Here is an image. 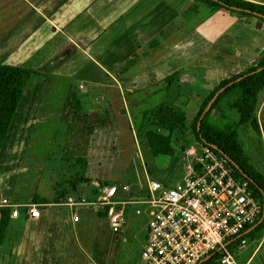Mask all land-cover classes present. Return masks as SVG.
<instances>
[{"label":"crops","instance_id":"0c3cea01","mask_svg":"<svg viewBox=\"0 0 264 264\" xmlns=\"http://www.w3.org/2000/svg\"><path fill=\"white\" fill-rule=\"evenodd\" d=\"M259 23L196 0H0V65L46 75L29 83L0 152V204H51L40 220L28 219L26 209L15 218L0 207V222L2 211L10 212L0 264H137L140 257L130 261L122 250L127 228L134 230L130 206L115 233L97 209L56 204L83 186L123 185L136 193L154 180H183L172 178L175 157L164 165L155 158L146 138L158 130L152 122L139 137L145 115L164 105L185 113V133L174 139L177 156L176 143L192 141L210 94L262 58ZM61 123L69 128L62 154L79 171L70 179L56 173L60 181L41 191ZM246 252V264H264V236Z\"/></svg>","mask_w":264,"mask_h":264},{"label":"built area","instance_id":"2783aa9c","mask_svg":"<svg viewBox=\"0 0 264 264\" xmlns=\"http://www.w3.org/2000/svg\"><path fill=\"white\" fill-rule=\"evenodd\" d=\"M199 146L200 153L195 147L186 152L193 158L190 173L176 184L154 180L136 193L123 185L83 186L56 206L97 209L115 233L123 231L124 210L130 206L136 217L146 219L137 264H240L237 253L255 242L249 235L263 221L264 203L227 156ZM50 206L0 204L15 218L26 209L30 220H40ZM79 219L74 217L76 223Z\"/></svg>","mask_w":264,"mask_h":264},{"label":"trees","instance_id":"16d2710c","mask_svg":"<svg viewBox=\"0 0 264 264\" xmlns=\"http://www.w3.org/2000/svg\"><path fill=\"white\" fill-rule=\"evenodd\" d=\"M209 4L215 9H225L240 14L246 18L257 19L264 23V3L254 4L243 0H196ZM159 46V41H153L151 49ZM136 61H131L124 67V71L134 66ZM34 77L44 78L46 75L42 72L34 71L25 67H14L0 65V152L3 149L9 132L15 121L18 109ZM175 76L168 79V86L175 82ZM231 83V87L226 89L216 99L211 109L209 104ZM264 96V53L262 60L246 73L234 76L230 80L223 81L209 96L208 100L201 107L194 126L193 132L196 141L206 148H210L216 153L227 156L239 169V176L249 181L251 189L264 203V177L252 171L247 161L243 146L239 142L237 132L228 126L221 128L211 121L212 112L220 105L230 103L233 111L236 112L242 124H250L254 130L261 135V128L258 121V112L261 98ZM232 100V101H231ZM78 100H75V104ZM80 110V107L76 106ZM158 130L168 133L164 135L158 130H148L149 123ZM186 115L183 112L174 110L169 106H162L157 111L148 112L145 115L144 124L138 135L142 138L146 132V138L153 151L155 158L160 165L169 162L177 154L174 143L178 132L185 133ZM78 162L86 164V160L79 159ZM83 180L84 178H80ZM75 188L77 185L72 183ZM35 200L34 203H43ZM9 210L2 211V220L0 222V245L4 244L9 228ZM105 216L104 213L101 214ZM264 236V218L263 221L251 232L249 237L253 240H259ZM210 264V263H209Z\"/></svg>","mask_w":264,"mask_h":264},{"label":"rangeland","instance_id":"374dc122","mask_svg":"<svg viewBox=\"0 0 264 264\" xmlns=\"http://www.w3.org/2000/svg\"><path fill=\"white\" fill-rule=\"evenodd\" d=\"M260 24L263 25V23H259V25ZM261 60L262 58L255 65H258ZM33 79L35 83L36 78ZM260 103L261 104L257 116L261 128V135L257 133L250 124H242L240 122L238 116L236 115V112L231 108L230 103L220 104L212 112L211 121H213L221 128H228L229 126L237 132L239 142L243 146L249 166L251 167L253 172L264 177V96H262ZM68 131V124L65 123H61L57 128V136L51 150L52 158L49 160L47 168H45L41 183V191L43 189L51 187V185L55 182L60 181L55 178L56 173L59 172L65 175L66 178L70 179L71 176H75L79 171L74 166V164H72L76 160L66 158L62 154V148L66 143L65 141L68 137ZM190 135H192V141L189 142V139H185L184 136V140L182 139L179 143H176L177 149L180 151L178 152V155H175V158H173L176 167L179 168L176 171L177 173L175 172L172 176V178L174 177L175 180L185 178L190 173L193 158L192 156H188L186 154V152L190 150L189 148L191 146H194L196 152L200 153V144L196 141L194 132L192 131ZM128 216L132 219H130V227L134 230L131 231V229L127 228V235H125V239H127V241L125 242L124 247H122V250H125L129 260L133 261L134 259H138L140 257L142 248L144 246L146 238L144 231V229L146 228V219L136 217V215L134 214V210L131 211V209ZM133 231L136 232L134 233ZM259 240H255V242L258 243ZM255 242H253L252 244H255ZM248 255L249 253L245 251H239L237 253L238 262L240 264H246ZM11 262L9 264H11ZM252 264H261V260L257 258L256 261Z\"/></svg>","mask_w":264,"mask_h":264},{"label":"water","instance_id":"95a60500","mask_svg":"<svg viewBox=\"0 0 264 264\" xmlns=\"http://www.w3.org/2000/svg\"><path fill=\"white\" fill-rule=\"evenodd\" d=\"M234 83H231L229 86H227L224 90H222L219 94H217L215 96V98L211 101V103L208 106V109L205 111V113L203 114L202 120L205 117L206 113L211 109L212 105L214 104V102L216 101V99L221 95V93H223L226 89H228L229 87H231Z\"/></svg>","mask_w":264,"mask_h":264}]
</instances>
